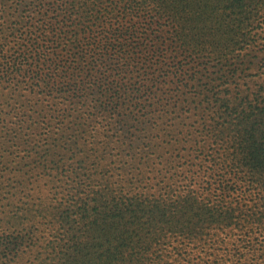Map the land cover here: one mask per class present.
<instances>
[{"label":"trees","instance_id":"obj_1","mask_svg":"<svg viewBox=\"0 0 264 264\" xmlns=\"http://www.w3.org/2000/svg\"><path fill=\"white\" fill-rule=\"evenodd\" d=\"M29 3L0 28V103L31 122L0 140V264H264V94L214 92L193 151L154 125L264 0Z\"/></svg>","mask_w":264,"mask_h":264},{"label":"rangeland","instance_id":"obj_2","mask_svg":"<svg viewBox=\"0 0 264 264\" xmlns=\"http://www.w3.org/2000/svg\"><path fill=\"white\" fill-rule=\"evenodd\" d=\"M58 1L60 2V0ZM29 2L30 0H0V28L4 27L6 33L10 34V25H31L32 21L29 23L28 21L31 18L32 20H36L34 15H39V11L35 12V8ZM247 24L248 30L252 36H255L254 39L256 40L249 39L248 41L236 42L229 48L227 58H222L219 53L211 50H206L204 52L205 55L201 56L200 60H212L209 63V70L207 71L209 77L202 78L201 74L198 73L196 80L191 81L192 83H196L198 91H201L202 94L196 97H191L190 93L181 95L182 99L185 100L182 105L186 108L184 113L181 112V117L179 118L183 119V122H154V125L158 129L163 128V140L170 141L177 134L181 139L187 140L188 148L193 151L194 147L192 145L195 146V144L191 140L188 141V139L201 140V137L206 132L204 129H207V126H210L209 124L212 123L214 125L213 123L217 124L222 121V119L217 118V120L221 121L217 123L210 122L213 113L207 107L211 102L212 105L215 104L214 102L219 97L218 94L224 96L230 95L232 98H237L238 101L246 97L250 99L261 92L264 94V13L256 14L253 11L251 16L248 15L247 17ZM26 26L23 27L25 28ZM63 28L71 30L69 33L73 32V26L71 25H63ZM59 41L62 42V45L68 44V42H63L62 40ZM210 51L211 59L206 57ZM230 68L233 69V72L229 70ZM205 82L209 83L205 84ZM202 83L205 85H201ZM217 90L222 91L214 95L213 93ZM204 94L212 96L207 98ZM215 106L218 107V104ZM12 109L13 105L5 106L0 103V140H10L9 138L11 137H20L31 123L12 122V120H15L13 119L15 118L13 115L15 111H13L12 115H9ZM215 116L216 113L214 114ZM65 124L66 126L75 125L74 121L65 122ZM171 129L173 133L169 131ZM182 132L185 133L186 137H184V133ZM188 148L185 152H188Z\"/></svg>","mask_w":264,"mask_h":264}]
</instances>
